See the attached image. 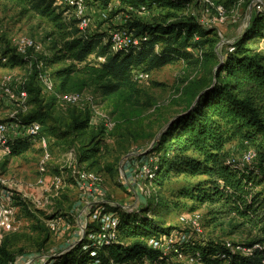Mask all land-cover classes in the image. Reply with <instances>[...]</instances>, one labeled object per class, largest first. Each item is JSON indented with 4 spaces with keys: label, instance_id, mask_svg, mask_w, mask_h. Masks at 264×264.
<instances>
[{
    "label": "trees",
    "instance_id": "trees-1",
    "mask_svg": "<svg viewBox=\"0 0 264 264\" xmlns=\"http://www.w3.org/2000/svg\"><path fill=\"white\" fill-rule=\"evenodd\" d=\"M14 1L52 23L49 39L54 55L39 60L33 80L40 77V64L47 69L63 64L55 73L61 94L80 93L82 88H75V77L84 75L97 83L105 98L123 97L132 102L139 96L138 72L151 74L180 61L207 70L203 79L183 91L184 106L149 152L157 159L150 180L159 191L149 195L139 210L114 207L119 219L114 239L98 245L87 237L48 264H166L162 252L149 242L174 232L166 226L165 218L170 209L185 204H191L193 211L207 207L211 215L232 217L238 221L237 227L255 233L245 245L252 250L248 256L215 242L187 246L193 257L201 255V264H264V55L247 45L264 39V14H253L250 27L233 44L232 51L221 56L217 31L201 27L195 16L185 13L188 0H118L134 14L122 31L140 39L139 45L125 49H116L109 33L82 30L74 15H66L70 8L62 10L64 0ZM113 2L93 0L95 6L104 9ZM3 55L0 67L27 63L15 51L7 50ZM26 90L38 109L20 115L19 120L23 125L37 122L47 128L52 105L44 109L39 103L41 91L31 86ZM70 116L63 135L71 137L89 128L88 115L76 109ZM50 131L57 135L56 128ZM236 139L257 145L253 164L242 168L229 163L227 146ZM33 140L26 137L10 142L12 156L28 152ZM99 152L97 145L82 154L81 162L95 159ZM174 180L183 183L175 200L167 201L162 193ZM88 228L90 235L101 232L98 222ZM16 260L7 245L0 243V264H16Z\"/></svg>",
    "mask_w": 264,
    "mask_h": 264
},
{
    "label": "rangeland",
    "instance_id": "rangeland-1",
    "mask_svg": "<svg viewBox=\"0 0 264 264\" xmlns=\"http://www.w3.org/2000/svg\"><path fill=\"white\" fill-rule=\"evenodd\" d=\"M188 1L185 13L203 19L210 29L217 31L222 56L232 51L233 44L250 27L256 0L234 3L233 0H211L225 7L224 22L220 21L216 10L206 9L200 0ZM86 2L91 19L86 29L89 33H122L127 21L134 17L131 9L120 6L118 0L106 9L105 17L93 0ZM61 5L62 10H67L69 3L64 0ZM67 14L76 18L77 12L70 8ZM52 32V23L29 7L14 0H0V58L10 50L27 60L23 65L0 67V123L14 130L16 125L23 126L20 115L38 109L33 98L21 96L29 86L41 91L39 103L44 109L52 105L48 110L52 117L48 127L41 129L46 147L39 139L33 140L30 150L21 156H12L9 143L0 148V207L5 205L12 212V228L2 234L0 243L6 244L16 255V264H48L87 237L92 241L93 234H89L88 227L103 208L114 213L117 206L131 211L143 207L149 195L159 191L150 180L151 167L157 159L149 152L184 106L183 91L190 83L207 75L206 69L200 71L183 61L168 65L138 82L139 96L132 102L123 97L105 98L92 78L79 75L74 82L75 88H82L75 94L80 95L79 105L67 106L61 102L60 84L55 78L63 64L49 69L40 64V76L45 77L46 83L40 77L33 80L39 60L54 55L49 39ZM29 43H33V47H28ZM247 45L264 55V39L258 43L252 40ZM91 61L95 62V58ZM47 79L49 85H46ZM76 109L88 115L89 128L67 137L63 133L71 122L70 113ZM53 128L58 130L57 135L50 131ZM97 145L100 147L97 157L81 162L82 154ZM227 150L236 165L242 163L248 152L256 155L258 152L257 145L238 139L232 141ZM46 153L50 158L45 161ZM43 167L46 172H42ZM80 173L98 176L101 182L94 186L95 190L84 189ZM58 179L60 185H57ZM182 183V180H174L166 184L162 195L167 201L175 200ZM192 209L191 204H185L180 209H170L165 218L166 226L174 229L172 234L186 239V243L176 245L175 250L166 248L167 256H163L166 264H201L200 257L194 258L186 249L194 243H230L235 250L241 248L236 253L250 255L252 250L245 245L255 238V233L249 228L237 227L238 221L232 217L211 215L207 207ZM198 217L201 232L193 225ZM215 218L217 223H213Z\"/></svg>",
    "mask_w": 264,
    "mask_h": 264
},
{
    "label": "built area",
    "instance_id": "built-area-1",
    "mask_svg": "<svg viewBox=\"0 0 264 264\" xmlns=\"http://www.w3.org/2000/svg\"><path fill=\"white\" fill-rule=\"evenodd\" d=\"M65 1H68L69 3L68 7L75 9V12H77L76 18L79 20V27L82 30L86 31V29H88L91 25V19L87 15L88 7H87L86 0H65ZM200 1L206 6V9L208 10L214 9L217 11L221 22H224L226 20V17H225L226 9L224 6L216 5L211 0H200ZM254 7H255V11L253 9V11L251 12L250 23L252 20L253 12L255 14H258V13L264 14V1L263 0L254 1ZM100 9L102 10L103 16L105 17L106 9L104 8H100ZM196 19H197L198 24L201 27L210 29L209 26L203 21V19H198L197 17ZM111 38L113 42L115 43L116 49H125L129 47L130 45H139L140 43V39H136L134 38L132 34L130 35L123 31L122 33H115L111 35ZM144 40H147V38H144ZM28 47H33V43H29ZM149 76H150L149 73L138 72L136 73V81L137 82L144 81L148 79ZM40 78L44 80V82L46 83V79L44 76H40ZM48 80L49 79H47L46 85H49ZM21 96L23 97V99L28 98V94L26 91H22ZM60 99L64 105L76 106V105H79L80 95L62 94L60 96ZM16 126L17 128L14 127V130H12L10 125H7L5 123H0V148L5 147V145L17 139H23L26 137H32L34 140L39 139L40 142L46 147V138L42 137V131H41L42 127L39 123L34 122L28 125H23L22 127H18V125ZM49 158H50L49 153H46V156L44 158L45 161ZM256 158H257V155L255 153L248 152V154L243 157L242 163L239 164L238 166L243 168L248 165H251L255 162ZM229 163L236 165V162H234V160H231V159ZM41 170L42 172H46L45 167H43ZM79 180L82 184H84V189L91 190V191L92 189H94L95 185L101 182L100 177L92 175V174H87V173H80ZM60 184H61V180L58 179L57 185H60ZM94 219H95L94 222L100 223L101 232L98 234H93L91 236L92 241L100 245L101 243L107 242L115 238L117 234L118 226H119V219H118L117 214L106 211V209L103 208L102 211L100 210L97 212ZM196 219L197 221L193 223V225L195 224L199 232H201L202 228L197 225V222L198 223L200 222V217ZM11 224H12V212L5 205H2L0 207V238L2 237V234L4 232L12 228ZM185 240H186L185 237H176L174 236V234H171L170 236H167L162 239H153L149 242V245L156 250H160L163 256L166 257L167 247H169L170 250H172L176 248L175 247L176 245H179V244L182 245L183 243H186ZM226 247L235 253L236 251L241 250V248H237L235 250L234 249L235 247L230 243H227ZM251 252L252 251H250L249 253L251 254ZM197 256L201 257L200 254H198ZM194 258L197 259V257H194Z\"/></svg>",
    "mask_w": 264,
    "mask_h": 264
}]
</instances>
